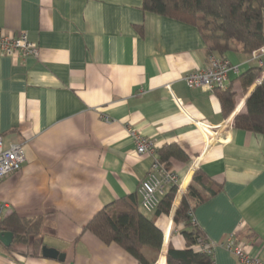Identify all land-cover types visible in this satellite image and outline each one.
Segmentation results:
<instances>
[{
    "label": "crops",
    "instance_id": "obj_1",
    "mask_svg": "<svg viewBox=\"0 0 264 264\" xmlns=\"http://www.w3.org/2000/svg\"><path fill=\"white\" fill-rule=\"evenodd\" d=\"M143 0H0V29L28 33L38 56L0 55V134L5 146L24 145L17 173L0 181V220L16 212L43 218L40 246L33 239L0 242V264H140L116 243L86 230L102 209L136 196L153 164L139 155L129 129L159 149L177 143L187 162L174 161L179 186L195 187L204 201L193 215L213 248L214 264H241L221 243L232 236L264 259V134L236 127L247 100L241 74L264 67V47L225 53L234 68L227 89L235 108L226 113L216 92L190 88L183 78L209 65L198 29L144 11ZM260 82L259 84H257ZM197 122L221 128L212 139ZM229 123H233L230 126ZM218 131V130H217ZM200 171L219 191L195 183ZM174 205V204H173ZM178 207L161 215L164 250H181ZM153 213H147L151 216ZM55 248L65 260L43 256ZM144 253L152 258L151 249ZM157 264H167L160 257Z\"/></svg>",
    "mask_w": 264,
    "mask_h": 264
},
{
    "label": "trees",
    "instance_id": "obj_2",
    "mask_svg": "<svg viewBox=\"0 0 264 264\" xmlns=\"http://www.w3.org/2000/svg\"><path fill=\"white\" fill-rule=\"evenodd\" d=\"M142 8L144 11L195 26L206 43L208 56L225 58V53L236 45L250 55L264 47V0H143ZM263 69V65L253 66L241 74L239 80L242 87L247 90L252 86ZM215 92L224 111L231 113L235 108V93L231 89H217ZM246 106V113L236 117V127L264 134V80L252 91ZM159 157L164 166L170 169L173 168L174 161L187 162L189 159L177 143L160 148ZM194 181L211 195L220 189L213 186L200 171L195 173ZM178 190L179 186L170 188L151 216L141 209L136 196L121 198L99 211L89 221L86 230L107 244L120 245L140 264H155L160 253V257L165 259L167 253V264H214L213 251L208 252L198 247L208 240L198 224L192 221L194 209L204 198L191 186L180 203L185 190L181 188L177 195ZM173 206L174 210L178 207L174 223L183 225L181 233L186 241V248L178 250L169 245L164 250V231L157 224V219L161 215H169ZM42 227V217L27 219L16 212L0 220V231L12 232L13 243H26L32 238L35 249L40 246ZM145 248L151 249L156 257L148 258L144 253Z\"/></svg>",
    "mask_w": 264,
    "mask_h": 264
},
{
    "label": "built area",
    "instance_id": "obj_3",
    "mask_svg": "<svg viewBox=\"0 0 264 264\" xmlns=\"http://www.w3.org/2000/svg\"><path fill=\"white\" fill-rule=\"evenodd\" d=\"M19 53L23 57L38 56L39 47L32 41L27 32L23 31L17 36H10L0 29V55L13 56ZM234 68L225 58L211 55L207 68L187 74L183 80L190 88H202L211 92L217 89L227 88L229 73ZM204 131L212 138L220 137L218 126L197 122ZM233 126V123H229ZM218 130V131H217ZM129 134L134 139L139 155H149L153 158L151 170L141 181L138 193L141 197L140 207L146 213H154L158 208L162 196L172 187L179 186V176L173 168H167L160 161L155 143L144 137L138 130L130 128ZM25 161L24 145L13 143L5 146L3 136L0 134V181L12 173H17ZM180 188V186H179ZM180 192V189L178 190ZM7 207L6 203L0 201V211ZM194 224H197L194 215ZM221 245L231 252L241 264H264V259L253 256L245 243L230 236ZM198 247L212 252L213 248L207 242L200 243Z\"/></svg>",
    "mask_w": 264,
    "mask_h": 264
},
{
    "label": "water",
    "instance_id": "obj_4",
    "mask_svg": "<svg viewBox=\"0 0 264 264\" xmlns=\"http://www.w3.org/2000/svg\"><path fill=\"white\" fill-rule=\"evenodd\" d=\"M263 18H264V10H263ZM258 82L257 84H259ZM14 241V234L10 231H0V242L7 246L10 247ZM43 256L47 258H52V259H58L61 261L65 260L66 255L64 253L59 252L55 248H49L47 246H44L42 248Z\"/></svg>",
    "mask_w": 264,
    "mask_h": 264
},
{
    "label": "rangeland",
    "instance_id": "obj_5",
    "mask_svg": "<svg viewBox=\"0 0 264 264\" xmlns=\"http://www.w3.org/2000/svg\"><path fill=\"white\" fill-rule=\"evenodd\" d=\"M185 193H186V192H183V194L181 195L180 203H181V200H182V198H183V196H184ZM178 194H179V191H178L177 195H178ZM177 195H176V197H177ZM176 197H175V199H176ZM180 203H179V205H180ZM179 205H178V207H179ZM160 256H161V253L159 254L158 260H159ZM151 257H156V254H155V253H152V254H151ZM158 260L156 261L155 264H157ZM166 260H167V253H166Z\"/></svg>",
    "mask_w": 264,
    "mask_h": 264
}]
</instances>
